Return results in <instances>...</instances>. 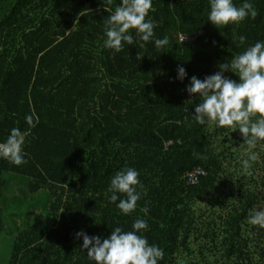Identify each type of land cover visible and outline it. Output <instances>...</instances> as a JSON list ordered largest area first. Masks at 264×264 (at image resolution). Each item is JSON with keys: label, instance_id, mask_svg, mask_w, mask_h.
I'll return each instance as SVG.
<instances>
[{"label": "trees", "instance_id": "1", "mask_svg": "<svg viewBox=\"0 0 264 264\" xmlns=\"http://www.w3.org/2000/svg\"><path fill=\"white\" fill-rule=\"evenodd\" d=\"M121 2L108 13L104 0H0V143L19 128L27 160L0 157V234L13 200H28L35 218L16 234L9 264H96L77 233L103 240L137 219L149 225L138 234L164 250L158 264H264V228L249 223L264 210V141L249 176L239 129L198 124L201 98L187 91L192 76L203 80L264 42V0H248L255 20L221 29L208 21L210 0H152L146 20L169 44L157 49L132 30L135 44L113 54L103 21ZM33 113L35 127L25 120ZM127 167L143 185L130 215L107 191ZM197 171L206 174L194 182ZM14 179L21 194L7 191Z\"/></svg>", "mask_w": 264, "mask_h": 264}, {"label": "clouds", "instance_id": "2", "mask_svg": "<svg viewBox=\"0 0 264 264\" xmlns=\"http://www.w3.org/2000/svg\"><path fill=\"white\" fill-rule=\"evenodd\" d=\"M112 2L104 0L108 13ZM150 11H154L152 0H122L120 6L103 21L106 35L104 47L113 50L115 54L123 51L125 44L134 45L132 30L143 42L153 41L156 25L151 19L146 20ZM258 15L255 5L248 0L240 7L233 0H210L208 21L221 29L230 24L239 25L249 18L255 20ZM239 41L243 44L246 37L241 35ZM154 43L157 49H161L169 44V38H155ZM136 58L142 60L143 55L138 52ZM219 68L220 71L203 80L191 77L187 91L201 98L195 107L194 120L203 126L215 124L218 128L239 129L250 153L249 158L242 162L243 169L245 174L251 176L250 161L258 159L253 149L260 141H264V42H256L243 53L234 56L231 63H222ZM229 70L239 76V82L224 75ZM186 76V69L178 66V79L183 80ZM34 116L33 113L25 117L31 127L39 122V118L34 120ZM24 142L25 136L21 130L13 128L6 142L0 143V157L16 166L27 163L22 149ZM194 155L207 159L200 154ZM139 175L136 169L127 167L111 179L107 190L111 193L109 199L112 203L119 201L117 208L124 215L135 212L141 199L142 193L137 190L143 189ZM118 194H123L125 198L121 199ZM141 211L147 214L149 210L144 207ZM249 223L264 228V210H253ZM148 227L146 220L137 219L132 224L133 231H123L121 227H116L103 240L84 232L77 233V236L83 237V248L87 250L88 258L96 264H158L164 258V250L138 234L148 230Z\"/></svg>", "mask_w": 264, "mask_h": 264}, {"label": "rangeland", "instance_id": "3", "mask_svg": "<svg viewBox=\"0 0 264 264\" xmlns=\"http://www.w3.org/2000/svg\"><path fill=\"white\" fill-rule=\"evenodd\" d=\"M6 178L10 180L11 175H7ZM13 179V178H12ZM17 180H13L7 186V191L9 193L15 192L17 194H21L25 187H22L23 190H20V185H17ZM26 200L25 202H18L13 200L8 203L5 212V219L7 224V230L0 234V264H9L10 257L12 254L13 243L16 237V234L26 226V221H34V217H28L27 212L30 209ZM17 205H21V214L18 213ZM19 214L21 216H19Z\"/></svg>", "mask_w": 264, "mask_h": 264}, {"label": "built area", "instance_id": "4", "mask_svg": "<svg viewBox=\"0 0 264 264\" xmlns=\"http://www.w3.org/2000/svg\"><path fill=\"white\" fill-rule=\"evenodd\" d=\"M202 173L206 174L204 171H197L195 174H191L192 180L194 182L199 181V176L202 175Z\"/></svg>", "mask_w": 264, "mask_h": 264}]
</instances>
